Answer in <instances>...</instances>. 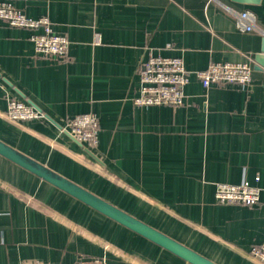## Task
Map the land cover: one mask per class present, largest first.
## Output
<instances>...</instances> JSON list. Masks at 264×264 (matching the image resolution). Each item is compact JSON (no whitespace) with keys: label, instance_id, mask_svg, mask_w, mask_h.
<instances>
[{"label":"crops","instance_id":"crops-1","mask_svg":"<svg viewBox=\"0 0 264 264\" xmlns=\"http://www.w3.org/2000/svg\"><path fill=\"white\" fill-rule=\"evenodd\" d=\"M46 16L64 36V57L35 53L31 31L0 21V141L216 264H260L264 241V0H5ZM250 10L252 32L235 16ZM181 58L189 72L247 63L245 88H203L191 74L179 107H137L139 65ZM9 99L43 119L13 123ZM98 122L95 146L62 128ZM256 179H258L256 181ZM248 182L255 206L224 205L215 184ZM188 264L0 156V264Z\"/></svg>","mask_w":264,"mask_h":264},{"label":"built area","instance_id":"built-area-1","mask_svg":"<svg viewBox=\"0 0 264 264\" xmlns=\"http://www.w3.org/2000/svg\"><path fill=\"white\" fill-rule=\"evenodd\" d=\"M0 21L12 28L31 31L30 40L37 55L64 57L68 41L53 31L52 23L46 16L38 19L29 18L11 2L0 0ZM234 22L239 32H252L256 16L250 10H243L237 13ZM139 68L138 96L133 99V104L137 107L181 106L185 98L184 89L191 74L195 75L203 88L214 84L245 88L251 83V67L247 63H213L205 70L189 72L181 58L150 54L141 61ZM5 116L13 123L44 118L40 111L16 99L8 100ZM98 129L96 117L92 114H83L70 119L61 130L88 150L97 143ZM214 195L219 204L255 206L259 203L260 189L248 182L236 185L216 183ZM249 256L264 264V241L252 246ZM73 264L107 263L104 257H89L79 259Z\"/></svg>","mask_w":264,"mask_h":264},{"label":"water","instance_id":"water-1","mask_svg":"<svg viewBox=\"0 0 264 264\" xmlns=\"http://www.w3.org/2000/svg\"><path fill=\"white\" fill-rule=\"evenodd\" d=\"M232 1L252 5L259 4L260 2V0ZM254 61L256 63L257 68H264V38L262 39L261 50L258 54L255 55ZM31 106L39 111V109L34 105L31 104ZM66 135L70 137L68 134ZM73 141L76 142L75 140ZM85 151L91 154L89 150L85 149ZM0 156L27 170L28 172L40 178L41 180L49 183L53 187L61 190L67 195L78 200L89 208L97 211L98 213L104 215L105 217L111 219L112 221L118 223L119 225L125 227L126 229L134 232L135 234L147 239L148 241L154 243L162 249L170 252L171 254L182 259L188 264H216L211 260L203 257L202 255L194 252L193 250L187 248L181 243L173 240L167 235L161 233L160 231L150 227L142 221L116 208L115 206L90 193L89 191L83 189L77 184L71 182L70 180L62 177L61 175L36 162L35 160L29 158L28 156L22 154L21 152L17 151L16 149L12 148L11 146L7 145L2 141H0Z\"/></svg>","mask_w":264,"mask_h":264}]
</instances>
